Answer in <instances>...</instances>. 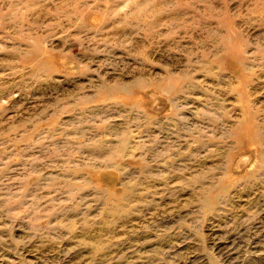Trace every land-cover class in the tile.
<instances>
[{"label":"rangeland","instance_id":"374dc122","mask_svg":"<svg viewBox=\"0 0 264 264\" xmlns=\"http://www.w3.org/2000/svg\"><path fill=\"white\" fill-rule=\"evenodd\" d=\"M0 264H264V0H0Z\"/></svg>","mask_w":264,"mask_h":264}]
</instances>
